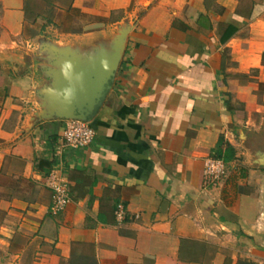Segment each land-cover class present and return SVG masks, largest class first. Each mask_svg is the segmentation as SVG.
I'll use <instances>...</instances> for the list:
<instances>
[{"label": "crops", "instance_id": "obj_1", "mask_svg": "<svg viewBox=\"0 0 264 264\" xmlns=\"http://www.w3.org/2000/svg\"><path fill=\"white\" fill-rule=\"evenodd\" d=\"M122 29L94 137L64 146L65 119L34 118L50 48L84 63ZM0 264H264V0H0Z\"/></svg>", "mask_w": 264, "mask_h": 264}, {"label": "water", "instance_id": "obj_2", "mask_svg": "<svg viewBox=\"0 0 264 264\" xmlns=\"http://www.w3.org/2000/svg\"><path fill=\"white\" fill-rule=\"evenodd\" d=\"M126 29L119 31L110 48L88 53L84 63L74 50L50 48L54 55L67 57L60 68L50 71L51 87L44 91L42 109L35 120L61 118L89 121L101 104L124 50ZM69 61V62H68Z\"/></svg>", "mask_w": 264, "mask_h": 264}, {"label": "built area", "instance_id": "obj_3", "mask_svg": "<svg viewBox=\"0 0 264 264\" xmlns=\"http://www.w3.org/2000/svg\"><path fill=\"white\" fill-rule=\"evenodd\" d=\"M94 137V130L90 123L79 119H65L62 127L61 138L64 145L71 148L87 146ZM227 173V164L222 159L207 157L202 167V177L206 184L216 185L223 180ZM51 190V213L62 211L70 201L69 183L57 170H51L45 180ZM122 206H118L117 214L121 215Z\"/></svg>", "mask_w": 264, "mask_h": 264}, {"label": "trees", "instance_id": "obj_4", "mask_svg": "<svg viewBox=\"0 0 264 264\" xmlns=\"http://www.w3.org/2000/svg\"><path fill=\"white\" fill-rule=\"evenodd\" d=\"M223 144L224 143H223L222 139H220L218 141L217 147L215 148V154L214 155L217 156V157L222 158L224 161L227 162L228 160H230L233 157L234 151H233L232 147L229 144H226L225 148L222 149V145ZM47 165H48V169H50L52 167L53 163L47 162ZM48 172H49V170H47V173Z\"/></svg>", "mask_w": 264, "mask_h": 264}, {"label": "rangeland", "instance_id": "obj_5", "mask_svg": "<svg viewBox=\"0 0 264 264\" xmlns=\"http://www.w3.org/2000/svg\"><path fill=\"white\" fill-rule=\"evenodd\" d=\"M89 122V121H88ZM90 123V122H89ZM61 141H62V143H63V140L61 139ZM63 145H64V143H63ZM64 146H66V145H64Z\"/></svg>", "mask_w": 264, "mask_h": 264}]
</instances>
